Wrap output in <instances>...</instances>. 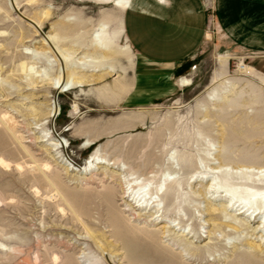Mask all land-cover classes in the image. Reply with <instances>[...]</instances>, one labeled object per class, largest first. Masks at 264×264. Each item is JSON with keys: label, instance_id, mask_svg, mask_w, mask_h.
Here are the masks:
<instances>
[{"label": "rangeland", "instance_id": "rangeland-1", "mask_svg": "<svg viewBox=\"0 0 264 264\" xmlns=\"http://www.w3.org/2000/svg\"><path fill=\"white\" fill-rule=\"evenodd\" d=\"M115 1L0 0V264H141L111 237L113 205L99 202L109 197L132 226L170 230L180 246L161 243L181 254L182 264H227L237 252L264 256V218L239 215L243 205L226 209L228 201L209 188L264 191V87L251 78L250 57L229 55L215 80L217 57L226 54L210 45L190 85L174 94L138 103L130 94L110 96L111 106L96 96L88 101L91 89L136 83ZM63 77L82 86L61 92L46 81ZM35 111L44 118L36 122ZM94 123L107 135L93 143L76 135L75 128ZM43 136L65 148L51 152L50 142L39 143ZM96 151L105 164L79 172ZM44 164L50 173L41 171ZM110 244L115 249L106 250ZM186 245L210 252L194 254Z\"/></svg>", "mask_w": 264, "mask_h": 264}, {"label": "crops", "instance_id": "crops-1", "mask_svg": "<svg viewBox=\"0 0 264 264\" xmlns=\"http://www.w3.org/2000/svg\"><path fill=\"white\" fill-rule=\"evenodd\" d=\"M114 6L127 47L135 56V86L132 79L121 86L124 98L137 97L132 103L143 96L145 102L160 99L188 87L196 59L210 45L215 53L226 54L217 57L219 66L212 78L225 75L229 55L244 53L251 59V78L264 87V0H129L125 7ZM130 62L132 69V55ZM100 89H91L87 100L96 96L98 103L113 105L110 91L104 89L103 94ZM100 129L94 123L75 132L93 143L107 135L105 127Z\"/></svg>", "mask_w": 264, "mask_h": 264}, {"label": "bare ground", "instance_id": "bare-ground-1", "mask_svg": "<svg viewBox=\"0 0 264 264\" xmlns=\"http://www.w3.org/2000/svg\"><path fill=\"white\" fill-rule=\"evenodd\" d=\"M104 1H109V0H104ZM115 3L117 5H122L123 4V6L126 4L125 3V0H116ZM96 40L99 41V38L96 39ZM100 43L103 44L102 43V40H100ZM55 52H56V55H58L63 62L66 63L68 61L69 58L67 59L66 57H64L62 52H57V50H55ZM26 54H28V53H26ZM85 63H87V62H85ZM78 65H84V63L83 62H80V63H78ZM242 67L245 68V65L244 64L243 65L241 64L240 65V68H242ZM22 68L23 69L26 68L25 64L22 65ZM82 68H84V67H82ZM62 72L63 73L65 72L64 66L62 67ZM214 79L216 80L217 78L214 77ZM43 81H45V80H43ZM46 81L49 84L52 85V88L53 89L59 90L61 92L65 91V89L71 90V88H75L76 86H82V81L74 82L73 79H70V78L66 79L64 77H63V80L58 79V80H56V82H55V80H46ZM69 84L71 86H69ZM30 85L33 86V83H31ZM36 88H38V87H36ZM104 89H102L101 92L103 94H106V92H104ZM105 90L110 91V92H107V94H109V96H111V97H113L115 99H118L122 95V88H121V86L119 84H114V85H112V86H110L108 88L106 87ZM209 96L211 98V94ZM35 113H36V111H35ZM56 113H57L56 106L55 107H52L51 110H50V112L48 113L49 114V117L48 118L55 117L56 116ZM37 116H38V118H40V116H42V115L41 114H37V113L34 114V117L36 118L35 119L36 122H37V120H39L37 118ZM119 127H120V125H119ZM116 128H118V127H116ZM9 132H11V131L9 130ZM40 140L41 141H39V143H42V144L43 143H46L47 144L49 142L51 143L49 145V146L52 147L51 152H58L59 150H62L63 151V149L65 148V146L63 145V142L61 140H59V139L54 140V139H51V138H47V136H43L42 139H40ZM86 146H89V144H87ZM23 153L25 154V156H27V157L30 158V160H31L32 163H35L36 164L37 161H35V157H33L31 153H28L27 151H24ZM152 157H154V155H152ZM104 159L105 158H103V156H101L98 153V151L94 152L89 157V159L87 160V163L84 164L83 168L82 169H79V172H81V173L82 172H85L86 174H88V173L89 174H92V172H95V170L99 169L102 164H105ZM0 162H2L4 164V162L2 160ZM184 165H185V163H184ZM186 168L187 167H185V169ZM18 169L20 170V167L19 166H18ZM40 169H41V167H40ZM41 171H43L45 173H50L51 172L50 166L48 164H44L43 167H42V169H41ZM58 186H59V184H58ZM209 188H213L215 190V192L217 193V198L220 197L221 199H226L228 201L227 202V206H225L226 209H233L235 207V205H237V204L239 205V207L243 205L242 211L238 213L239 215L248 216V219L250 217H253L254 216V220L255 221H257L258 219L261 220V219L264 218V191L263 190H262L263 193L254 192L253 194H251L250 192H247V194H240V192L237 189L232 188V187H228V186H225V185L223 186L222 184H215V185L213 184ZM111 189L113 190V188H111ZM63 190H65V188ZM65 194H66V192H65ZM64 195H62V196H64ZM132 196L133 195H129V196L124 195L123 199L131 198ZM58 197L59 196L57 195L54 200L58 199ZM113 198L114 199H112V197L111 198L109 197V199H111V201L112 200L115 201L116 200L115 197H113ZM98 199L99 200H102L100 198H98ZM109 199H107V201L106 200H104V201L102 200V201H99V202L105 208L106 207L108 208V206H107L108 204L113 205L112 208L108 211V212L111 211L109 213V216H108L109 217L108 218V222H109L108 225H109V227L111 229V237H113L114 240H116V242H118L119 247L122 250L128 252V254L130 253L132 256L135 257V261L137 259L138 262L141 263V264H182V259H183L182 255L181 254H178V253H175L172 249L168 248L167 246H163L162 245L163 243H161L162 242L161 241L162 238H166L170 242L169 244L170 245L172 244L173 247L180 246L181 242L180 241L178 242V241L174 240L171 237L170 230L169 231H166V232L161 231V230L160 231H150V230H148L146 228H138V227L132 226L130 224L131 219H129L127 217L125 218L121 214V212L119 211L117 205L115 204L116 202L115 203H113L114 201H112V202L109 201L108 202ZM134 199H135V196L133 197L132 200H134ZM65 201L67 202V200H65ZM89 203H90V201H89ZM76 205H80V204H76ZM245 208H246V210L243 212V210ZM62 212H64V211L62 210ZM157 218L158 217H156V219ZM220 220H221V218H220ZM230 223H232L231 222V219H230ZM260 223H262V222H260ZM246 225H247L246 226V229H250V225L248 226V223ZM260 228H261V226H260ZM260 228H255L254 230L253 229L252 230L253 231H256V230H258ZM262 230H264V229H262ZM219 245H222V244H219ZM96 246L99 249L102 248V246H100V245L99 246L96 245ZM111 247H113L112 250L115 249L114 248V245H111V244L109 246H107V245L105 246L106 250L108 248H111ZM186 247H187V245H186ZM187 248H186V250L188 252L191 251V252H194V254L196 252L199 255H202V254H206L207 255V253L210 252V249H208L206 247L205 248H199V249H191L190 248L191 250L189 249V247H187ZM206 255L205 256H202V257L200 256V258H203L204 259V257H206ZM231 261L232 262H229L227 264H264V256L261 253L256 252V251H254V253H247V252H239L238 253L237 252Z\"/></svg>", "mask_w": 264, "mask_h": 264}]
</instances>
